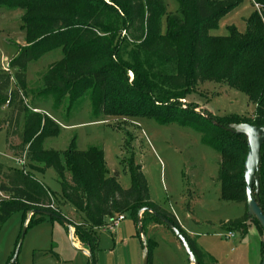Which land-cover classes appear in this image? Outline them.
Wrapping results in <instances>:
<instances>
[{
	"label": "trees",
	"instance_id": "obj_1",
	"mask_svg": "<svg viewBox=\"0 0 264 264\" xmlns=\"http://www.w3.org/2000/svg\"><path fill=\"white\" fill-rule=\"evenodd\" d=\"M175 1L177 11L167 14L164 0H0V7L23 11L20 24L25 31V45L9 62V68L15 70L13 78L0 68V109L7 108L0 116V130L5 129L7 150H18V155L25 154L26 159L24 168L0 163V192L7 194L0 198V226L16 211L22 213V228L33 210L62 216L61 208L68 202L83 221L80 225L67 222L89 251L88 264H94L99 243L96 229L104 226L106 219L121 213H129L137 224L138 213L144 209L142 229L145 217L169 229L153 214L157 213L185 237L196 264H215L186 235L173 214L152 202L140 165L128 163L131 182L123 189L117 172L106 175L102 148L78 150L72 141L62 152L63 162L58 151L44 148V141L58 135L60 129L49 116L25 106V70L29 62L60 49L62 56L44 74L40 93L53 96L57 106L70 96L71 107L90 91L94 114L146 118L159 125L175 123L194 128L202 136L203 144L220 155L216 175L220 199L244 205V215L223 226L241 237L246 235L248 219L256 218L247 212L246 205L243 172L247 139L246 135L234 132L233 125H264V11L254 10L245 19L243 33L232 25L227 26L228 35L214 36L210 30L243 0ZM252 1L264 7V0ZM122 31L126 35L121 36ZM129 39L135 47L130 61H126L121 49L129 45ZM128 71L134 74L131 83ZM206 81L225 83L243 92L255 105L253 118L214 117L219 120L216 123L197 112L192 103L183 107L184 94ZM21 117L24 123L18 134ZM11 136H19V142L14 144ZM48 169L58 177L59 193L35 176V172ZM66 170L69 181L64 175ZM257 181L258 189L253 193L252 185V195L264 215V142L260 147ZM35 215L43 216L32 214L26 229ZM153 245V240H146L148 264ZM13 255L14 252L6 264H16L17 256L10 263Z\"/></svg>",
	"mask_w": 264,
	"mask_h": 264
},
{
	"label": "rangeland",
	"instance_id": "obj_2",
	"mask_svg": "<svg viewBox=\"0 0 264 264\" xmlns=\"http://www.w3.org/2000/svg\"><path fill=\"white\" fill-rule=\"evenodd\" d=\"M167 14L177 11L175 0H164ZM257 8L251 0H243L236 8L226 13L218 26L210 30L214 36L228 35L227 26H234L238 32L245 30L247 19ZM23 11L0 7V68L12 78L15 70L9 68L10 60L20 46L25 45V31L20 20ZM166 17L162 18L165 31ZM126 35L124 31L121 36ZM121 49L124 60L130 61V52L135 47L132 41ZM61 50L54 49L37 60L27 64L26 88L23 97L30 111L40 112L52 118L59 126V133L44 141L45 149H54L61 155L74 141L78 150L100 147L104 153L106 175L118 173L123 189L130 186L128 163L141 166L147 181L149 195L155 204L174 212L180 222L195 234L199 246L212 257L215 264H261L264 256V232L259 222L248 219V230L241 237L237 232L233 238H226L228 229L219 227V222L234 220L243 214V205L220 199V185L216 181L217 169L221 163L219 153L204 145L202 136L190 126L178 124L159 125L152 119L94 114L90 103V91L69 107L70 96L56 105L54 97L41 94L42 78L49 66L61 58ZM151 62V60H149ZM129 83L134 79L132 71L127 73ZM14 81L12 79V88ZM182 106L192 103L195 110L214 122V117L237 115L252 119L255 105L247 96L225 83L206 81L190 89L181 99ZM7 108L0 109L2 117ZM212 115V116H211ZM24 119L19 122L18 134L22 131ZM231 129V128H229ZM5 129L0 130V163L7 167L21 168L17 163L18 150L8 152ZM17 144L19 136H11ZM26 164V163H25ZM27 169V168H26ZM70 180L68 170L64 172ZM37 179L55 193L60 192L58 177L52 169L35 172ZM258 181L253 183V193ZM7 194L0 192V198ZM66 220L82 224V215L66 202L61 208ZM43 217V218H41ZM110 223L106 220L105 224ZM155 222L149 217L143 219L145 239ZM164 230L167 229L164 225ZM22 231V213H12L0 226V264H6L15 251ZM74 232V228H72ZM147 231V232H146ZM169 236L158 235L159 246L156 258L151 264H190L180 242L168 231ZM98 247L94 253V264H141V236L137 224L129 213L113 231L98 228ZM152 236V235H151ZM19 237V239H18ZM169 238V239H168ZM170 238L172 241H170ZM72 241L77 237L72 234ZM81 248L71 243L70 231L63 223L48 216L35 215L28 225L18 249L16 264H88V256Z\"/></svg>",
	"mask_w": 264,
	"mask_h": 264
},
{
	"label": "water",
	"instance_id": "obj_3",
	"mask_svg": "<svg viewBox=\"0 0 264 264\" xmlns=\"http://www.w3.org/2000/svg\"><path fill=\"white\" fill-rule=\"evenodd\" d=\"M233 128L235 129L234 132L246 135V139H247L248 152H247L246 160L244 163V172H243V177H244V182H245L247 212L257 218L264 232V215L262 214L261 209L257 205V202L252 195V185L254 181L255 182L257 181V176H258L260 147L262 143L264 142V125L258 127V126H252V125L243 123V124L233 125ZM257 189L258 187L256 188V190ZM143 211L144 209L141 210L137 216V231L139 232V235L141 236V242H142V263L141 264H148V252H147V246H146V239H145V235H144L142 225H141V213ZM32 214H41V215L48 216V217L52 216L56 218L58 221H60L61 223H63L64 225H66L68 227V230L70 231L71 243L73 246H75L72 241V234H73L72 227L69 225L66 218H64L63 216L52 214L47 211L33 210L28 214L27 219L24 222V225H23V228L20 234V239L16 245L13 259L10 261V263L13 262V260L17 256L18 249L20 247L22 238L26 232V226L28 223V219ZM153 214L158 219H160L173 232L175 237L180 242L184 252L186 253L190 261V264L192 262L196 264L194 255L192 254L189 244L186 241L185 237L180 233V231L168 219L164 218L161 215H158L157 213H153ZM82 251L85 252V254H87L88 257H90L89 251H87L86 249H83ZM261 264H264V256H263V260Z\"/></svg>",
	"mask_w": 264,
	"mask_h": 264
},
{
	"label": "crops",
	"instance_id": "obj_4",
	"mask_svg": "<svg viewBox=\"0 0 264 264\" xmlns=\"http://www.w3.org/2000/svg\"><path fill=\"white\" fill-rule=\"evenodd\" d=\"M252 1V0H251ZM252 3H253V1H252ZM254 4V3H253ZM36 111H38V110H36ZM8 151V150H7ZM9 152V151H8ZM218 170V169H217ZM220 185V184H219ZM238 204H240V203H238ZM241 205H243V204H241ZM162 208V207H161ZM166 210V209H165ZM167 211V210H166ZM169 212V211H168ZM244 212H245V209H244V205H243V214L241 215V216H243L244 215ZM171 214H173L174 216H175V218L177 219V221H178V223H179V225L181 226V228H182V230L186 233V235L188 236V237H190L192 240H194L195 242H196V244L199 246L200 244H198L197 243V239H196V237H195V234L193 233V231L191 230V229H189V228H186L184 225H183V223L182 222H180L179 220H178V218H177V216H176V214L174 213V212H170ZM240 216V217H241ZM239 218V217H238ZM106 220H109V219H106ZM228 220H224V221H220L219 222V227L222 229V226H223V224L225 223V222H227ZM162 227V224H154L149 230V233H147L148 235V239H151V240H153V242H154V245H153V249H152V256H151V261H152V259L154 258H156V254H158V250H159V246H158V242H157V236L158 235H165V237L166 236H168V237H170L169 236V233H168V231H170V230H164L163 228H161ZM224 227V226H223ZM147 232V231H146ZM171 232V231H170ZM172 233V232H171ZM173 234V233H172ZM73 235H74V232H73ZM152 235V236H151ZM75 236V235H74ZM173 236L175 237V235L173 234ZM176 238V237H175ZM169 239V238H168ZM177 239V238H176ZM77 241H78V239H77ZM170 241H172L171 240V238H170ZM73 244L74 245H77V248H81V246H80V242L78 241L77 243H74L73 242ZM200 247V246H199ZM201 248V247H200ZM141 249H142V245H141ZM202 249V248H201ZM203 250V249H202ZM204 251V250H203ZM141 252H142V250H141ZM251 264H256V259H255V261H252V263Z\"/></svg>",
	"mask_w": 264,
	"mask_h": 264
},
{
	"label": "built area",
	"instance_id": "obj_5",
	"mask_svg": "<svg viewBox=\"0 0 264 264\" xmlns=\"http://www.w3.org/2000/svg\"><path fill=\"white\" fill-rule=\"evenodd\" d=\"M255 7L257 8L258 12L264 11V7H261L258 4H255ZM17 163L20 165L21 168H24L26 159H25V154L20 156V158L17 160ZM50 207H53L52 205ZM125 219V214H116L111 220L110 223L105 224L104 226L100 227L102 229L108 230V231H113L114 228ZM235 236V232L233 230H228L225 237L226 238H233Z\"/></svg>",
	"mask_w": 264,
	"mask_h": 264
},
{
	"label": "bare ground",
	"instance_id": "obj_6",
	"mask_svg": "<svg viewBox=\"0 0 264 264\" xmlns=\"http://www.w3.org/2000/svg\"><path fill=\"white\" fill-rule=\"evenodd\" d=\"M191 264H195L194 262H192Z\"/></svg>",
	"mask_w": 264,
	"mask_h": 264
}]
</instances>
